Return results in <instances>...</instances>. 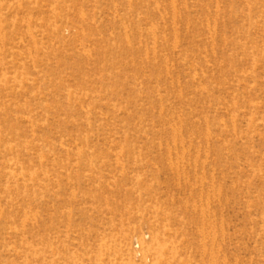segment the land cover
Listing matches in <instances>:
<instances>
[{
	"label": "rangeland",
	"instance_id": "rangeland-1",
	"mask_svg": "<svg viewBox=\"0 0 264 264\" xmlns=\"http://www.w3.org/2000/svg\"><path fill=\"white\" fill-rule=\"evenodd\" d=\"M0 264H264V0H0Z\"/></svg>",
	"mask_w": 264,
	"mask_h": 264
}]
</instances>
